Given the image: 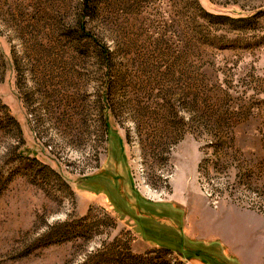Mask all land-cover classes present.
<instances>
[{
	"label": "rangeland",
	"instance_id": "obj_1",
	"mask_svg": "<svg viewBox=\"0 0 264 264\" xmlns=\"http://www.w3.org/2000/svg\"><path fill=\"white\" fill-rule=\"evenodd\" d=\"M96 1L0 0V264H264V0Z\"/></svg>",
	"mask_w": 264,
	"mask_h": 264
},
{
	"label": "trees",
	"instance_id": "obj_2",
	"mask_svg": "<svg viewBox=\"0 0 264 264\" xmlns=\"http://www.w3.org/2000/svg\"><path fill=\"white\" fill-rule=\"evenodd\" d=\"M98 11H99V4L97 3L96 0H84V2L82 3V18H81V23L79 24V28L84 34H86V37L91 39L92 36L89 33H86L85 30V23H86L85 20L86 17H94ZM105 52L108 55V51L106 50ZM108 137L110 138V136ZM203 253L207 258L206 259L207 264H222L220 262V257L218 255L214 256L212 253H207L205 250L201 252V254Z\"/></svg>",
	"mask_w": 264,
	"mask_h": 264
}]
</instances>
